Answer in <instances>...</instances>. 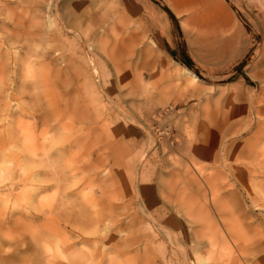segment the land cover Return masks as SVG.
<instances>
[{"label": "rangeland", "instance_id": "obj_1", "mask_svg": "<svg viewBox=\"0 0 264 264\" xmlns=\"http://www.w3.org/2000/svg\"><path fill=\"white\" fill-rule=\"evenodd\" d=\"M18 1L0 0V264H185L179 253L203 264L213 251L209 264H264V0H203L213 15L203 29L215 45L208 53L174 0H52L36 21L42 33L29 39L16 23L33 3ZM66 17L78 32L61 29ZM96 26L122 27L133 39L125 60L132 79L141 76L139 95L115 86L138 123L125 122L126 133L123 119L109 117L116 95L108 103L75 70V47ZM139 58L148 61L143 72L135 71ZM57 66L61 128L28 118L33 129L18 131L9 114L39 112ZM202 137L232 159L199 162L190 148ZM173 204L188 207L195 224Z\"/></svg>", "mask_w": 264, "mask_h": 264}, {"label": "bare ground", "instance_id": "obj_2", "mask_svg": "<svg viewBox=\"0 0 264 264\" xmlns=\"http://www.w3.org/2000/svg\"><path fill=\"white\" fill-rule=\"evenodd\" d=\"M51 1L52 0H35V1L34 0H19L18 1V2H20L21 5H22V3H24V4L25 3L28 4L30 2H31V4L33 3L31 12L27 13L25 16H20V15L17 16L18 17V20H17V23H16L17 24V27L24 32V35H25L26 38L29 39V38L34 37L35 34L39 35V34L42 33V26L39 27V28H37L36 21H42L43 18H45L44 15L46 14V10L49 8V5H50V2ZM174 1L177 2V3H180L182 5V8H184L189 13V22H190V25L193 28V37H194V41H195V44H196L197 48L201 52H205V53L211 52L213 50V48H214L215 45L210 42L211 37L203 29H205L207 27V24L209 22V21H207V19H212V17H213L212 12H210L207 8L203 9V8L199 7V5L202 4L203 0H174ZM62 18H63V16H62ZM116 20H117L118 24L119 23L120 24H123L122 23V19L119 16L116 18ZM71 22H74V21H72L69 17H66L64 19L63 27H61V29H67L68 28V32H69V29L70 28L71 29H74V30L75 29L77 30V27L75 28V25H72L74 27L71 26ZM112 25H114V23ZM80 28H81V26H80ZM61 29H59V30H61ZM93 29H95V28H92L91 30H93ZM77 32H78V30H77ZM115 32L119 34V39L118 40L116 39L118 37V35L113 34ZM85 33L86 32L83 31V33H81L83 35H81L80 33L79 34L81 35V37H83L85 35ZM109 34L114 35V38L112 37L113 40L111 42L108 41ZM74 36H75V34H74ZM85 36H86V38L83 37L84 39H82L81 41H79V43L77 42L78 44L76 43L77 44L76 45L77 47L74 46L75 44L73 45L76 48L75 51L77 50V55H78V58H77L78 65L75 68V70H76V73H77L78 77L81 78V80H83L84 84L90 86L91 92H95L98 95L99 94H102L103 95V98H105V101H108L109 99H112L113 97H115V95L117 97V94L115 92L116 91L115 90V86L117 87V89L120 92L124 88L125 89L124 92L126 93L127 96L128 95L129 96L139 95V92H140L139 84H140V77L141 76H140V74H136L135 73L136 77L134 79H132L131 70L129 69L130 65H132L131 59L130 60H127V61L125 60L126 58H128L127 57L128 55H130L131 53H135V51L133 49L134 48V44L131 43V42L129 43V41H128V40H131L132 37H130L129 34H127V36H125L124 35V29H122V27L119 28L118 30L112 29V27H111V29H109L107 31V29H105L104 26H96V29L92 32V35L90 37L87 34ZM79 38L80 37H78V39ZM132 41H133V39H132ZM137 48H139V47H137ZM138 50H140V49H138ZM57 55H58V57H57L56 60H59L61 63H63L61 54L58 52ZM138 60H141V61H138L137 64L134 65V67L136 69L135 71L140 70V71L143 72V70H145L146 67H148V61L147 60H146V62L145 61H142L143 59H140V58ZM101 65H102V67H100ZM54 72L56 74V77H54V80L52 79V80H47L46 81L45 91H44L46 93L43 95L44 96V100L43 101L46 103V105H44L45 104L44 103L43 104L44 107L40 108L39 109V112L34 111L33 108L27 107V108H17V110L15 112L13 111V112H11L9 114V117L11 119H14V121H12V122L17 127V130L18 131L33 129L34 125H32L31 122H30L31 123L30 124V123H28L27 120H25V119H28V118L35 120L36 121L35 126L38 125L41 129H44V130H49V129L53 130L54 129V125H56V127L58 126V128H61V126H62V119H63L62 118V111H61V103L63 101L61 102V96H60L61 95L60 91H62V90L59 89L60 86H61V80H60L61 68L60 67L56 68L54 70ZM184 72H185L186 76L189 77L191 80L197 81L196 77L192 73H190L189 71H186V70H184ZM28 77H29V73H28ZM261 79L264 82V72L261 74ZM32 88H34V87H32ZM32 88H31V90H32ZM26 89H28V88H26ZM120 94L123 97V94L124 93H120ZM115 99H116V101L118 103H116V104H113L112 103V105H111L112 107L110 108V110L113 109V112L110 113L111 115L109 114V117L115 116V118L117 117V118L123 119V120H119V119L118 120L122 123V126H123L122 128H123V130L125 129V133H126L127 130H128V128H129L126 123H128V122L134 123V126H136V127L138 126V123H136L135 121H133L129 117V115L126 114V110H125V108L123 106L119 105V104H122V102L120 101V97L118 96ZM109 102H111V101L109 100L108 103ZM96 112H97V113H95L96 121L97 120L98 121L100 120L99 123L103 122V125H105V122L104 121H106L105 118L108 117V116L105 115L104 113L98 112L97 110H96ZM99 123H98V125H99ZM10 125H12V124H10ZM51 133H53V132H51ZM224 135H225V133H224ZM24 139H22V140L25 141V142L23 141V143H28L27 136H24ZM79 139H81V138H79ZM57 140H60V139H57ZM200 141H202V142L201 143H198L199 145L194 142L193 145L190 148L191 152L192 153L194 152L193 155L195 156V158L199 162H203L204 160L205 161L208 160L210 162H214L215 163V162H217V160L219 162L220 157L222 159H224V158L225 159L228 158V160L230 158L232 159V155H233L232 152H229L228 151L229 154L226 155V154H223L222 153V155H220L219 154L220 150H218V147H216V145L214 144L215 142L212 141V142L206 143L205 140L203 139V137H202V139ZM51 143L52 142H50V146H48L49 143L47 144L48 149H47L46 153H48L49 156L52 155L51 154V152H52V144L54 142L52 144ZM220 143H223V142H220ZM223 145H225V144H223ZM221 151H222V149H221ZM127 154L128 155H132V151H129ZM195 158L193 157V159H195ZM139 160H141V159L139 158ZM138 162L136 161V164L132 165V169L135 172L140 168ZM236 172H237V170H236ZM65 174H66V172H65ZM202 184L209 185V182L203 180ZM196 186L201 187V185H198V183L196 184ZM215 193L216 194L219 193V190H215ZM166 194L167 193H165V196H166ZM218 197H219L218 200L221 201L222 200V195H219ZM164 198L165 197H163V199ZM162 201H164V200H162ZM166 205L168 206L167 203H166ZM170 205H171V203H170ZM174 207H175V205H174ZM176 209H183L184 211H187L188 210V207H186V206H183L182 207L181 206V208H178L177 207ZM176 209H175V211H176ZM177 211H179V210H177ZM162 213H161V215H162ZM180 213H181L180 215H182L183 217L182 218L179 217V218L184 219V221L186 222L187 225H189V224H195L194 219H192L190 217V215L188 214V211L187 212L180 211ZM146 215H147V218L149 220H151V222L153 223V226L154 227L159 228L161 226V224H158L148 214H146ZM164 215H165V213H164ZM199 215H198V217H199ZM204 220L206 221V219H204ZM220 220H222V222H224L222 218H220ZM202 225H204V224H202ZM96 226H97V224H96ZM193 226H196V225H193ZM225 226H227L226 227L227 233H230V234L235 229V226L233 227L232 224L231 225H226L225 224L224 227ZM196 229H198V228H196ZM164 232L166 233L167 231L164 230ZM190 232H192V230ZM168 235H169V239H170L171 243L174 244V242H173L174 240L172 241V239H171L172 233L171 234H168ZM191 236H190V238H191ZM207 236H209V235H207ZM233 238H234V236H233ZM235 239H237V238H235ZM192 241H194V240L192 239ZM232 241H234V239ZM211 247H213V245H211ZM196 250H197V248H196ZM217 253L218 252L213 251L212 254L209 256V258L203 259V260L201 259L202 262H203V264H207L208 263V260H210V258H211V260H213L214 259V256H217L216 255ZM179 254L181 255V258L183 259L184 263L186 264V261L184 260V254L183 253H179ZM197 256H200V254L197 255ZM204 258H205V256H204ZM196 261H198V260H196Z\"/></svg>", "mask_w": 264, "mask_h": 264}]
</instances>
